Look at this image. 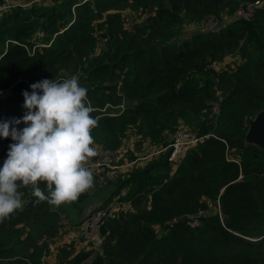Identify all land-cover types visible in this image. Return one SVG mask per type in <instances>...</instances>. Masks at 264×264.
Here are the masks:
<instances>
[{
    "label": "trees",
    "instance_id": "obj_1",
    "mask_svg": "<svg viewBox=\"0 0 264 264\" xmlns=\"http://www.w3.org/2000/svg\"><path fill=\"white\" fill-rule=\"evenodd\" d=\"M257 1L250 20L230 16L217 31L175 37L183 25ZM230 53L225 69H208ZM72 75L95 109L94 145L133 141L127 161L150 144L166 147L183 126L205 137L177 167L168 148L126 171L90 169L94 187L66 205H86L104 176L110 192L100 207L114 198L128 206L103 225L92 261L93 248L71 242L58 264H264V148L245 141L264 110V0H43L0 11V93L13 90L0 99V122L23 117L31 84ZM11 143L0 137V167ZM20 191L23 207L0 222V264H41L66 205L51 211Z\"/></svg>",
    "mask_w": 264,
    "mask_h": 264
},
{
    "label": "clouds",
    "instance_id": "obj_2",
    "mask_svg": "<svg viewBox=\"0 0 264 264\" xmlns=\"http://www.w3.org/2000/svg\"><path fill=\"white\" fill-rule=\"evenodd\" d=\"M30 88L22 93L23 117L0 122V137L13 141L0 167V222L23 207V188L35 204L57 211L94 187L88 165L98 154L91 134L98 121L88 89L77 75L42 79ZM21 123L26 126L18 129Z\"/></svg>",
    "mask_w": 264,
    "mask_h": 264
},
{
    "label": "built area",
    "instance_id": "obj_3",
    "mask_svg": "<svg viewBox=\"0 0 264 264\" xmlns=\"http://www.w3.org/2000/svg\"><path fill=\"white\" fill-rule=\"evenodd\" d=\"M17 5V4H14ZM21 5H27V4H21ZM30 5V4H28ZM262 5L261 1L257 2H249L245 5L240 6L233 16L231 17L232 20H250L256 13L257 9ZM13 4L10 0H3V3L0 5V11H6L8 10ZM213 18V16H210L206 20L202 21V29L203 30H211V31H217L221 28L222 25L219 24H212L209 26H205L208 20ZM42 35V33H40ZM229 62H231V59H225V60H218L211 62L208 65V69L212 70H223L225 69ZM123 109L124 105H121L118 107V109ZM219 109V106L216 105L213 109V111L216 113ZM205 136H199L196 132L192 130H188L186 127H181L177 129L170 139V144L166 147L156 150L149 154L148 156L141 157L134 161H127L126 155L127 152L131 149H134V142L133 141H126L122 147H120L117 150H109L105 149L101 146H95V149L97 151V156L90 159L89 168L97 173H103L107 168L111 170L115 169H122L126 168L132 165H135L138 160H144L149 158L150 156L159 154L163 151H166L168 148H172L171 154L169 156V161L172 163L175 160L181 161V159L184 157L185 153L195 147L198 142L204 138ZM233 161H238L239 155L235 157H231ZM178 162V163H179ZM176 163V167L178 165ZM100 183H104V176L100 177ZM219 204V201H218ZM128 203L120 201L118 198H114L108 205L100 207L95 209L93 212H91L89 215L86 216V218L79 224L73 226H68L67 228H75L81 236L83 237L84 243H86V246L89 248L94 249V253L87 259V263L92 261L93 257L97 252L101 253V244L103 241V235H102V227L105 224V222L112 216H114L117 212H119L121 209L127 208ZM177 219H174L176 221ZM62 242L58 243H48V246L44 250L42 257H41V264H45L47 261H49L51 258L55 259L58 255L60 246H62Z\"/></svg>",
    "mask_w": 264,
    "mask_h": 264
},
{
    "label": "rangeland",
    "instance_id": "obj_4",
    "mask_svg": "<svg viewBox=\"0 0 264 264\" xmlns=\"http://www.w3.org/2000/svg\"><path fill=\"white\" fill-rule=\"evenodd\" d=\"M10 1L14 5V4H21V3H29V4L39 3V2H41L43 0H10ZM230 16H233V15H229V14L226 13V14H223L222 16H219V17L213 16V18H211L210 20H208L206 22L207 24L205 26L207 27V26L212 25V24L223 25L222 23H229L230 22V20H229ZM202 28L203 27H202L201 22H199V23H191L189 25L186 24V25H183L182 27H180L177 30V34H176L175 37L179 38V39H183V38H186L189 35L193 34L195 31L203 30ZM232 54L233 53H230L227 56V59L228 58L231 59L232 57H234V59H236L235 58L236 56H232ZM186 128H188V127H186ZM189 129L192 130L191 128H188V130ZM136 140H137V138H135V142H136ZM157 147H158L157 144H154V145L150 144L148 147H145V149L142 150L140 153L143 154L142 157H145L147 154L149 155L152 152L156 151L158 149ZM136 151H137V149H136ZM163 154L164 153H159V154H156V156H150L148 159L155 158V157H156V159L157 158L159 159ZM146 161L147 160L139 161L135 165L140 164V163L144 164V163H146ZM178 162H179V160H175L174 162H172L173 166L176 167V163H178ZM127 169H130V166L128 168H126V169L122 168V169H119V170L126 171ZM109 192H110V187L107 188V183H105V182L104 183H100L99 187L92 191V195H91L90 200L83 207H75V206L66 205V207H65V213L66 214L63 217L64 219H61V221H60V224H63V226H62V228L60 229V231H59V233L57 235H55L54 237H51V238L48 239L47 243L50 244V243L62 242V244L64 245L65 242L63 241V236L66 235V233H67V229H68L67 227L68 226H70V227L74 226L72 224L74 222L80 221L81 219L83 221V219L85 218V216L88 213H90L91 211L93 212L95 209L99 208L100 205H102V203H104V199H106V197H108ZM45 237L47 238V236H45Z\"/></svg>",
    "mask_w": 264,
    "mask_h": 264
},
{
    "label": "water",
    "instance_id": "obj_5",
    "mask_svg": "<svg viewBox=\"0 0 264 264\" xmlns=\"http://www.w3.org/2000/svg\"><path fill=\"white\" fill-rule=\"evenodd\" d=\"M23 4V3H21ZM29 4V3H24ZM13 93V90H7L0 93V99L9 97ZM246 144H254L264 148V110L259 112L255 118L250 122L249 129L245 137ZM189 219L188 215H183L179 218L181 222H185Z\"/></svg>",
    "mask_w": 264,
    "mask_h": 264
},
{
    "label": "crops",
    "instance_id": "obj_6",
    "mask_svg": "<svg viewBox=\"0 0 264 264\" xmlns=\"http://www.w3.org/2000/svg\"><path fill=\"white\" fill-rule=\"evenodd\" d=\"M131 167L132 166H130V168ZM126 168H128V167H126ZM126 168H124V169H126ZM90 213H88L87 215H89ZM86 216H85V218H86ZM80 221H82V219ZM82 238L83 237L81 236V234L79 233V231H77L75 228H70V229H67L66 235L63 236V241L65 242V244L66 243L74 242L76 244V249L79 250V249H82V248H85L86 247V243H84V241H83ZM45 264H58L57 256H56L55 259L51 258Z\"/></svg>",
    "mask_w": 264,
    "mask_h": 264
}]
</instances>
